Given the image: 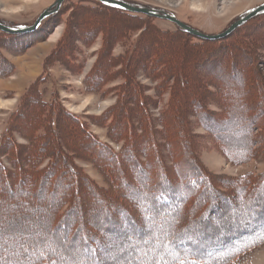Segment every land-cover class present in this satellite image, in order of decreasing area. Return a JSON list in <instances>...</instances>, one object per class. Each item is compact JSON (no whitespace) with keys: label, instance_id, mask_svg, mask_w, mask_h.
Instances as JSON below:
<instances>
[{"label":"rangeland","instance_id":"rangeland-1","mask_svg":"<svg viewBox=\"0 0 264 264\" xmlns=\"http://www.w3.org/2000/svg\"><path fill=\"white\" fill-rule=\"evenodd\" d=\"M55 1L0 0V22L31 26ZM122 1L165 11L207 35L264 5ZM46 18L33 31L0 30V218L20 216L21 224L0 240L3 264L58 260L47 249L37 254L44 225L94 237L95 247L114 226L105 215L118 225L145 223L120 186L136 185L142 172L151 181L149 201L157 178L183 193L179 210L158 218L161 232L179 212L178 227L206 223L208 236L227 238L198 264H264V211L251 221L246 214L264 190V11L216 40L98 0H64ZM219 69L239 80L246 110L226 95ZM94 198L107 204L95 222ZM69 209L76 216L65 225ZM22 246L35 251L25 259Z\"/></svg>","mask_w":264,"mask_h":264},{"label":"snow or ice","instance_id":"snow-or-ice-1","mask_svg":"<svg viewBox=\"0 0 264 264\" xmlns=\"http://www.w3.org/2000/svg\"><path fill=\"white\" fill-rule=\"evenodd\" d=\"M231 74L223 69L216 72V78L225 82L226 95L231 97V102L235 107L246 110L239 92L242 91L239 80H231ZM233 89H236L233 92ZM206 128L210 127L207 120L201 121ZM193 185L195 181L191 182ZM150 178L147 174L141 173L137 184H131L127 180L121 181V188L126 197L134 203L141 214V221L145 223L137 224L135 220L119 222L105 215V219L114 226L109 229V235L103 241H97L96 246L91 245V241L96 239L91 236H81L79 231L71 232L66 227L49 231L47 225L42 226L40 234L42 239L37 242L36 247L41 249L38 255L43 253V249L57 254L58 260L52 264H198L205 256L209 255L207 247L202 241V237L207 234L209 225L198 224L192 221L185 228H179L183 220L182 213H176L172 221L168 223V228L161 232V224L158 218L162 213L160 198L152 196ZM164 184L157 178L155 188L162 190ZM173 195L175 190L169 189ZM191 192V188L186 190V194ZM150 203L151 206L144 209L142 206ZM107 204L94 198L92 204L93 220L99 221L100 213L105 211ZM261 211H264V190L249 200L246 204V214L248 220L254 219ZM65 216L68 218L65 225L76 216L74 209H69ZM150 222V223H148ZM127 223L129 228L122 225ZM21 227L20 216L14 220L0 218V240L9 235H15ZM55 236V239L52 237ZM264 238V234L262 237ZM149 245H152L149 247ZM35 251L31 246H22L23 258L28 257L29 251ZM3 257H0V264H3ZM21 264V261H17Z\"/></svg>","mask_w":264,"mask_h":264},{"label":"water","instance_id":"water-1","mask_svg":"<svg viewBox=\"0 0 264 264\" xmlns=\"http://www.w3.org/2000/svg\"><path fill=\"white\" fill-rule=\"evenodd\" d=\"M64 0H56L50 7H48L47 9H45L36 19L35 23L31 26L25 27V28H11L7 25H4L3 23L0 22V30L7 32V33H21V32H28V31H33L37 28V26L39 25V23L46 18L47 16H50L52 14H54L55 12H57L60 8L61 3ZM102 3H106V4H111V5H116L119 7H122L123 9L127 10L128 12L131 13H142L145 15H149L152 17H157V18H161V19H166L168 21H171L172 23H174L176 26H178L180 29L184 30L185 32L202 38V39H209V40H216V39H220V38H224L226 36H228L229 34H231L237 27H239L240 25H242L244 22H246L247 20L251 19L252 17L256 16L258 13L264 11V5H261L259 7H257L256 9L252 10L250 13H248L247 15H245L244 17L236 20L235 22H233L225 31H223L222 33L219 34H215V35H207L204 34L194 28H192L191 26L185 24L184 22L180 21L178 18H176L174 15H171L165 11H161V10H157V9H152V8H148V7H136L134 5H131L125 1L122 0H99Z\"/></svg>","mask_w":264,"mask_h":264},{"label":"trees","instance_id":"trees-1","mask_svg":"<svg viewBox=\"0 0 264 264\" xmlns=\"http://www.w3.org/2000/svg\"><path fill=\"white\" fill-rule=\"evenodd\" d=\"M99 1V0H98ZM100 2V1H99ZM103 6H105V7H110V8H114V9H118V10H120V11H126V12H128L127 10H125V9H123L122 7H119V6H116V5H111V4H106V3H102V2H100ZM130 13V12H129ZM50 17V16H49ZM45 19H47V18H45ZM11 27V26H10ZM178 27V26H177ZM178 29L180 30V31H182V32H184V33H187V32H185L184 30H182V29H180L179 27H178ZM188 34V33H187ZM198 180H203V177H201V176H199V178H197ZM192 181H195V184H196V178H193V179H191L190 180V182H189V185H191L192 183ZM194 184V185H195ZM169 189H172V188H170V187H164L162 190H154L153 191V195L152 196H157V197H159L160 198V204L162 205V213L161 214H163L164 212L163 211H165V213L167 212L168 214H170V216H172L177 210H179V206L178 205H180L181 206V204L183 203V193L181 192V190H179V191H175V195H173L172 194V192L169 190ZM174 189V188H173ZM182 202V203H181ZM260 217V216H259ZM257 218V219H260V218ZM256 218V217H255ZM255 220V219H254ZM198 224H200V223H198ZM167 226H163V228H164V230H166L167 228H166ZM179 228H181V227H179ZM210 237V238H209ZM236 237V236H235ZM233 238V237H232ZM231 238V239H232ZM202 239H213V240H210V243L208 244V246L207 245H205L208 249L207 250H209V251H212L214 248L216 249V247L217 246H219V247H224V245L222 244V243H219L218 241V239H227L226 237H223V236H221V235H219V236H208V232H207V234L206 235H204L203 237H202ZM241 239V238H240ZM212 249V250H211ZM215 252H217V251H215ZM211 253V252H210ZM209 256V255H208ZM200 262V261H199ZM198 262V263H199ZM44 264H49L48 262H45Z\"/></svg>","mask_w":264,"mask_h":264},{"label":"bare ground","instance_id":"bare-ground-1","mask_svg":"<svg viewBox=\"0 0 264 264\" xmlns=\"http://www.w3.org/2000/svg\"><path fill=\"white\" fill-rule=\"evenodd\" d=\"M250 21V20H249ZM234 32V31H233Z\"/></svg>","mask_w":264,"mask_h":264}]
</instances>
